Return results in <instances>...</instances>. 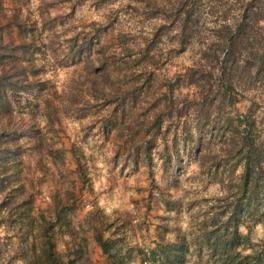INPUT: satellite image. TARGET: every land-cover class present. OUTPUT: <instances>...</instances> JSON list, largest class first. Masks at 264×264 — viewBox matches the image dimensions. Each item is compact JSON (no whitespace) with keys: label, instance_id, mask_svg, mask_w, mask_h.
<instances>
[{"label":"rangeland","instance_id":"rangeland-1","mask_svg":"<svg viewBox=\"0 0 264 264\" xmlns=\"http://www.w3.org/2000/svg\"><path fill=\"white\" fill-rule=\"evenodd\" d=\"M181 3L183 0H52L51 5L44 6L39 0H22L20 4L21 15L28 17L34 32H40L38 41L48 46H41L47 60L44 77L51 91L47 111H52L58 142L65 148L74 142L85 156L88 180L84 184L67 151L59 170L55 167L49 172L56 186L73 191L70 222L60 244H70L73 239L81 245L85 261L78 264H105V256L81 221L92 205L104 213L112 209L128 212L130 226L125 240L148 247L162 221L161 198L169 195L179 199L181 210L176 217L170 213V230L165 237L171 238V231L190 237L191 211L186 203L190 198L203 199L204 192L217 188L203 181L197 166L192 138L197 135L194 125L198 109H209V120L216 121L237 113L264 117V88L256 81L251 87L241 83L232 91L236 99L232 106L217 105L218 95L206 94L205 84L201 90L206 71L214 66L212 55H221L218 25L230 23L236 2L196 1L192 30L185 32L180 43L176 10L181 9ZM13 5L12 0H0V13H10ZM40 12L46 18L41 30ZM261 25L252 28L255 37L260 33L264 36ZM9 36L15 38L14 27ZM66 42L81 43L82 53L69 54ZM91 78L98 81L95 93L90 89ZM211 79L209 83L214 84ZM74 91L78 93L76 101L70 98ZM156 118L158 126L152 124ZM39 123L43 128V120ZM215 138L201 143L200 150H214ZM135 147L139 149L133 153ZM145 147L148 157L143 152ZM165 152L172 160L164 170L161 156ZM238 171L236 168L234 173ZM52 183L47 174L35 193L34 213L45 207ZM262 234L264 226L256 225L251 238ZM0 235L6 237L9 231L1 228ZM7 237L2 241L8 247ZM33 241L38 245L35 235ZM199 242L190 240L191 260L196 258ZM9 264H22L19 255L11 257Z\"/></svg>","mask_w":264,"mask_h":264},{"label":"trees","instance_id":"trees-1","mask_svg":"<svg viewBox=\"0 0 264 264\" xmlns=\"http://www.w3.org/2000/svg\"><path fill=\"white\" fill-rule=\"evenodd\" d=\"M12 1V11L0 13V229L9 231L6 237L10 242L7 247L2 241L6 237L0 235V264H9L15 254L22 264H78L84 260L81 245L73 243V239L70 244H60L62 232L70 222L73 191L61 184L56 186L54 175L49 172L55 167L59 170L67 151L74 160L80 183L84 184L88 180L84 152L74 142L67 148L58 142L52 111H47L51 91L44 77V51L48 46L38 41L40 32H34L28 17L21 15L22 0ZM196 1L199 0H183L181 9L176 10L180 43L185 32L192 30ZM234 2L237 10L230 23L218 25L221 55H212L214 66H209L201 86L202 90L205 84L206 94L216 92L219 106L236 102L232 91L241 83L251 87L256 81L264 88V36L260 33L255 37L252 32L256 24L264 28V0ZM39 3L49 6L52 0ZM39 16L41 30L46 18L41 12ZM13 27L15 38L9 36ZM51 35L54 37L55 33ZM66 45L72 56L82 53L81 43ZM210 79L214 84L209 83ZM97 85V79L91 78V92L95 93ZM77 94L71 92L70 98L76 101ZM198 110L194 125L197 135L191 137L195 139L197 166L203 181L214 183L217 188L204 192L203 199L190 198L186 203L191 211L187 233L190 237L179 231H171V238L165 237L170 230V213L176 217L181 210L179 199L169 195L161 198L162 221L148 247L125 240L126 228L130 226L128 212L112 209L104 213L92 205L81 221L105 256V264H264V234L251 238L256 225L264 226V117L256 119L248 113H237L231 117L223 115L216 121L209 120V109ZM42 120L43 128L39 126ZM152 124L158 126L159 119ZM213 137L214 150L202 152L201 143L208 144ZM183 139L186 142L187 138ZM138 149L135 147L132 152ZM143 152L149 156L147 147ZM161 158L165 170L172 159L168 152ZM236 168L239 171L234 173ZM47 174L53 181L52 188L46 192L45 207L34 213L33 199ZM171 177L176 179L175 175ZM240 227L245 231L241 232ZM34 235L38 245L34 244ZM190 240L200 241L193 260L189 256Z\"/></svg>","mask_w":264,"mask_h":264}]
</instances>
